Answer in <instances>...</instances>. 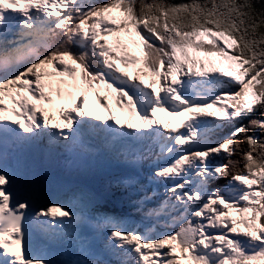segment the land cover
Instances as JSON below:
<instances>
[{
  "label": "snow or ice",
  "instance_id": "obj_1",
  "mask_svg": "<svg viewBox=\"0 0 264 264\" xmlns=\"http://www.w3.org/2000/svg\"><path fill=\"white\" fill-rule=\"evenodd\" d=\"M213 57L228 70H204ZM144 69L160 77L158 90ZM54 96L59 121L44 107ZM158 111L187 114L184 131ZM257 129L264 134V0H0V264H264ZM36 154L131 167L164 158L151 177L164 196L142 189L135 201L144 232L83 190L68 204H41L29 164ZM217 158L226 163L213 165ZM218 179L226 186L209 191ZM161 225L174 231L154 237Z\"/></svg>",
  "mask_w": 264,
  "mask_h": 264
},
{
  "label": "trees",
  "instance_id": "obj_2",
  "mask_svg": "<svg viewBox=\"0 0 264 264\" xmlns=\"http://www.w3.org/2000/svg\"><path fill=\"white\" fill-rule=\"evenodd\" d=\"M98 2H104V0H98ZM175 2H179V0H175ZM117 14L119 16V13H117ZM258 115L259 114L257 113L256 116H258ZM251 118H255V117H250L249 119H251ZM243 123L247 124L248 121L245 120V121H243ZM255 132H256L257 136H260L262 139H264V134H262L259 131V129L255 130ZM250 134H251V132H250ZM241 139H242V137H241ZM241 147L246 150L248 146L246 144H242ZM233 159L240 160V156L239 155L233 156ZM242 166H243V162L241 161V167ZM223 180H224L223 182H220V185H221L222 188H224L226 186V184H227V179H223Z\"/></svg>",
  "mask_w": 264,
  "mask_h": 264
},
{
  "label": "rangeland",
  "instance_id": "obj_3",
  "mask_svg": "<svg viewBox=\"0 0 264 264\" xmlns=\"http://www.w3.org/2000/svg\"><path fill=\"white\" fill-rule=\"evenodd\" d=\"M113 15L118 16L117 13H113ZM120 35H121V38H122V41H123V42H125V43H130L129 40H128V37H127V36H124L122 33H121ZM230 215L233 216L234 218L239 219V216H238V214H237L235 211H230ZM240 227L243 228L242 225H241Z\"/></svg>",
  "mask_w": 264,
  "mask_h": 264
}]
</instances>
